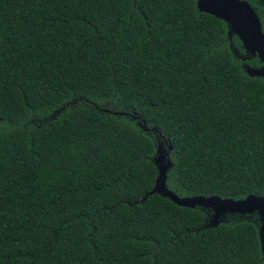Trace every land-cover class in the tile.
I'll use <instances>...</instances> for the list:
<instances>
[{
  "label": "trees",
  "instance_id": "obj_1",
  "mask_svg": "<svg viewBox=\"0 0 264 264\" xmlns=\"http://www.w3.org/2000/svg\"><path fill=\"white\" fill-rule=\"evenodd\" d=\"M260 66L196 0H0V264H264L256 213L149 193L161 150L180 198H264Z\"/></svg>",
  "mask_w": 264,
  "mask_h": 264
},
{
  "label": "water",
  "instance_id": "obj_2",
  "mask_svg": "<svg viewBox=\"0 0 264 264\" xmlns=\"http://www.w3.org/2000/svg\"><path fill=\"white\" fill-rule=\"evenodd\" d=\"M196 8L225 22L228 26V36L234 34L247 55L257 56L262 66L257 68L246 67V73L250 76L260 77L264 84V32L261 30L259 18L252 7L245 0H196ZM157 152L159 156L154 157L153 162L158 175L154 187L149 193H159L180 206L190 208L200 206L211 209L214 212L213 220L219 214L226 212L240 215L255 212L260 223L258 235L262 243L264 198L254 195H248L240 200L221 199L216 196L180 198L164 187L165 171L169 166V162L165 159L166 153L161 150H157ZM214 221L211 225L217 223Z\"/></svg>",
  "mask_w": 264,
  "mask_h": 264
},
{
  "label": "rangeland",
  "instance_id": "obj_3",
  "mask_svg": "<svg viewBox=\"0 0 264 264\" xmlns=\"http://www.w3.org/2000/svg\"><path fill=\"white\" fill-rule=\"evenodd\" d=\"M262 4H264V0H259ZM159 156V154L155 157L157 158ZM163 163V161H162ZM208 209V208H207ZM211 211V216L208 220V224H211L214 220V222H218L219 220L223 219V216L225 215V213H222V214H219L218 216L215 217V219L213 220V216H214V212L210 209ZM226 213H230V212H226ZM252 213H255V212H252ZM258 216V215H257Z\"/></svg>",
  "mask_w": 264,
  "mask_h": 264
}]
</instances>
